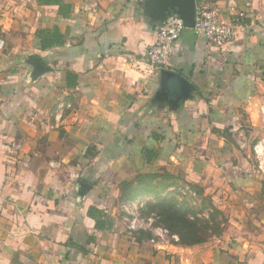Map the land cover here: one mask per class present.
I'll return each mask as SVG.
<instances>
[{
	"label": "crops",
	"instance_id": "1",
	"mask_svg": "<svg viewBox=\"0 0 264 264\" xmlns=\"http://www.w3.org/2000/svg\"><path fill=\"white\" fill-rule=\"evenodd\" d=\"M148 1L0 0V264H264V217L186 244L117 207L137 176L252 207L263 187L246 159L264 131V0H209L240 24L225 45L186 26L167 66L191 84L178 99L147 63Z\"/></svg>",
	"mask_w": 264,
	"mask_h": 264
},
{
	"label": "rangeland",
	"instance_id": "2",
	"mask_svg": "<svg viewBox=\"0 0 264 264\" xmlns=\"http://www.w3.org/2000/svg\"><path fill=\"white\" fill-rule=\"evenodd\" d=\"M261 130L250 158L246 159L262 172L258 175L263 187L256 194L258 202L254 207L246 204L243 194L234 198L235 193L224 186L213 191L188 181L181 174H164L160 177L137 176L129 184L122 183L116 203L121 215L129 225L135 222L137 227H166L164 214L168 210H178L196 222L207 241L222 236L233 224L259 225L264 217V131ZM260 207H263L262 212L258 211ZM179 229L175 226L170 231Z\"/></svg>",
	"mask_w": 264,
	"mask_h": 264
},
{
	"label": "built area",
	"instance_id": "3",
	"mask_svg": "<svg viewBox=\"0 0 264 264\" xmlns=\"http://www.w3.org/2000/svg\"><path fill=\"white\" fill-rule=\"evenodd\" d=\"M209 0H195V18L192 29L206 36L209 43L222 46L235 36L240 25L237 22L226 23L221 19L217 8L209 6ZM186 28L183 18L175 13L167 15L157 26L156 40L146 54L147 63L156 74L167 68L175 50V45ZM132 228H137L135 222Z\"/></svg>",
	"mask_w": 264,
	"mask_h": 264
},
{
	"label": "water",
	"instance_id": "4",
	"mask_svg": "<svg viewBox=\"0 0 264 264\" xmlns=\"http://www.w3.org/2000/svg\"><path fill=\"white\" fill-rule=\"evenodd\" d=\"M149 7L157 10V19L161 22L167 15L175 13L180 15L187 27L194 26L195 0H149ZM36 64L41 66L40 60L35 59ZM162 82L167 86L172 99L184 96L190 89L191 84L183 75L164 68L161 70ZM85 185V182L80 181Z\"/></svg>",
	"mask_w": 264,
	"mask_h": 264
},
{
	"label": "trees",
	"instance_id": "5",
	"mask_svg": "<svg viewBox=\"0 0 264 264\" xmlns=\"http://www.w3.org/2000/svg\"><path fill=\"white\" fill-rule=\"evenodd\" d=\"M55 44H64V40L60 33H55L52 40H45L43 42L44 48H49ZM166 228L173 230L175 226L180 227L179 230H176L175 233L178 234L181 241L186 244H195L207 241L206 236H202L200 233V228H197L196 222L188 218L184 214H181L178 210H168L164 214ZM199 233L201 235H199Z\"/></svg>",
	"mask_w": 264,
	"mask_h": 264
}]
</instances>
